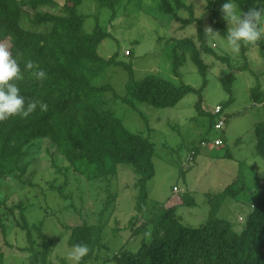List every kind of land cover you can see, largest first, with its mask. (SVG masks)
Here are the masks:
<instances>
[{"label": "trees", "instance_id": "obj_1", "mask_svg": "<svg viewBox=\"0 0 264 264\" xmlns=\"http://www.w3.org/2000/svg\"><path fill=\"white\" fill-rule=\"evenodd\" d=\"M72 1L75 0H67L60 5L55 0H0V43H10L9 50L21 65L23 79L17 82L21 94L26 103L40 100L48 105L45 111L38 106L27 117L15 116L0 121V192L2 180L13 178L20 184L28 182L24 178L28 170L25 162L28 149L35 141L47 139L57 147L69 167L88 182L110 184L117 176V167L128 166L136 176L134 188L138 191L137 215L129 224L131 229L137 228L136 221L146 217L149 207L148 182L155 175L153 159L156 147L150 136L129 130L125 119L117 115L110 103L121 101L137 109L135 104L139 102L166 109L176 107L186 94L196 93L199 94L197 107L203 111V96L192 86H177L157 75L136 80L132 63L118 61L117 53L109 59L101 57L99 47L106 39L112 38V34L98 24L92 32L86 31L85 24L90 17L77 10L82 0H77L78 3ZM122 1L98 0V3L115 15ZM159 2L158 10L170 21L181 22L183 28L198 24L197 40L193 37L179 39L173 45L172 65L176 76H179L180 67L187 58L205 78L210 66L203 60L204 55L229 63L228 57L219 55L208 44L203 22L195 18L192 5L183 0ZM224 2L207 0L206 5L210 27L222 37L228 28L220 13ZM236 3L242 11H247L259 0H236ZM55 9L59 13L51 11ZM184 11L187 17L183 16ZM261 42L264 52V40ZM247 46L242 44V50L245 51ZM128 52L129 56H133L132 51ZM29 61L34 68L24 70ZM115 67L124 68L129 75L125 96L119 95L107 80L109 72ZM37 69L47 74L42 82L30 74ZM235 75L230 72L221 77L222 86L230 95L226 106L235 100ZM251 97L254 104H264L260 84L251 90ZM222 108L224 110V106ZM216 123L212 120L211 126ZM255 137L256 154L264 160V122L256 125ZM209 141L205 137L199 144L201 148L190 152L188 161H194L196 153L202 149V142ZM226 157H230L229 153ZM240 175L234 183L212 195L209 216L200 226H185L178 216V209L191 205L193 198L171 197L159 209V214L145 218L146 221L134 233L135 239L143 236L138 239L137 250L127 249L126 244L105 261L114 264H264V179L256 176L247 180L242 173ZM229 200L247 202L251 208L241 230L236 229L232 219L220 214ZM6 203V199L0 200V204ZM7 209L12 216L16 210L20 211L21 219L15 218L16 226L26 233L29 243V247L22 251L32 253L35 264L40 260L42 264H48L49 251L60 238L48 237L43 232V221L38 225H29L26 217L28 208L24 203L7 206ZM0 226L7 237L2 221ZM66 228L71 231V247L76 244L89 247L88 255L80 264L100 260L101 250L106 247L101 224L84 223ZM35 230L42 243L39 251L36 250L38 240L33 233ZM0 264H5L1 251Z\"/></svg>", "mask_w": 264, "mask_h": 264}, {"label": "rangeland", "instance_id": "obj_2", "mask_svg": "<svg viewBox=\"0 0 264 264\" xmlns=\"http://www.w3.org/2000/svg\"><path fill=\"white\" fill-rule=\"evenodd\" d=\"M55 1L64 5L67 0ZM183 1L193 6L195 18L203 22L206 31L210 27L207 0ZM159 4V0H123L113 15L102 8L98 0H82L77 10L90 17L85 24L86 31L92 32L98 24L112 34L113 37L99 47V54L104 59L117 53L118 61L132 63L136 80L157 75L177 86L185 84L201 92L203 111L197 107L199 94L196 93L186 94L176 107L166 109L139 102L135 104L137 109L121 101L110 103L117 115L125 119L129 130L144 133L155 143V175L148 182L149 207L145 218L159 214V209L171 197L189 200L190 196L193 203L181 206L178 216L181 224L195 228L208 218L212 195L234 183L241 173L247 180L256 176L264 179V160L256 154L255 137L256 125L264 122V104H254L251 97V90L258 84L264 92V52L262 40L248 44L243 51L242 45L238 50L229 47L221 35L207 34L208 44L219 55L228 57L229 63L204 55L203 60L210 66L205 78L187 58L176 76L172 65L173 45L179 39L193 37L197 40L198 24L183 28L181 22L170 21L162 14L158 10ZM55 10L51 11L59 13ZM183 16L187 17V12L184 11ZM0 44L8 49L11 47L7 41ZM127 51H132L133 56ZM230 72L236 73L235 100L226 106L230 95L224 90L221 77ZM128 78L124 68L115 67L107 80L119 95L125 96ZM219 105L224 106V110L214 116ZM219 119H225L226 124L223 130L216 131L211 124L212 120L217 122ZM205 137L210 140L209 146L199 150L194 161H188L190 152L201 148L199 144ZM218 138H222L225 145L216 147L214 140ZM227 153L230 157H226ZM25 162L28 170L24 178L28 182L20 184L13 178L1 181L0 200H7L6 205L0 204V221L6 227L7 236L0 226V251L4 253L5 264H35L32 253L22 251L29 243L26 233L16 226L15 218L21 219L20 211L16 210L12 216L7 209L20 202L28 208L29 225L43 221V232L50 238H60L49 251L48 264H75L69 256L73 247L69 245L71 231L66 227L84 223L103 226L106 246L101 250L100 260L85 264H114L105 259L111 258L126 244L127 249L137 250L142 235L135 239L134 233L146 219L139 218L137 228H130L131 219L137 215L138 191L134 188L136 176L128 166L119 165L117 176L110 184L88 182L69 167L57 147L47 139L34 142ZM175 187L178 192H174ZM249 211L247 202L229 200L220 214L232 219L236 229L241 230ZM33 233L38 240L37 231ZM41 249L42 243L38 240L36 250ZM37 263L42 264L41 260Z\"/></svg>", "mask_w": 264, "mask_h": 264}, {"label": "clouds", "instance_id": "obj_3", "mask_svg": "<svg viewBox=\"0 0 264 264\" xmlns=\"http://www.w3.org/2000/svg\"><path fill=\"white\" fill-rule=\"evenodd\" d=\"M220 13L228 25L223 39L232 49L238 50L242 44L254 45L264 40V0H259L258 4L248 8L247 11H242L236 0H225L221 5ZM207 34L220 35L211 27L206 29V36ZM33 68L34 64L31 61L24 66V70ZM30 74L41 82L47 77L46 72L41 69L32 71ZM22 79L23 70L18 58L13 56L6 46L0 44V121L15 116L27 117L38 106L41 111L47 110L48 105L40 100L26 103L17 83ZM88 253L89 247L86 244H76L69 256L75 264H80Z\"/></svg>", "mask_w": 264, "mask_h": 264}, {"label": "built area", "instance_id": "obj_4", "mask_svg": "<svg viewBox=\"0 0 264 264\" xmlns=\"http://www.w3.org/2000/svg\"><path fill=\"white\" fill-rule=\"evenodd\" d=\"M127 54L129 55V52H128V51H127ZM222 112H223V108H222V106L219 105V106H217V107L215 108V111L213 112V115H215V116H216V115H220ZM225 124H226L225 119H219V120L217 121V123L215 124L214 129H215L216 131L223 130ZM201 145H202V147H204V148H207V147L209 146V144L206 143V142H202ZM214 145H215L216 147L223 146V145H224V141H223V139H222V138L215 139V140H214ZM174 192H178V189H177L176 187L174 188Z\"/></svg>", "mask_w": 264, "mask_h": 264}, {"label": "crops", "instance_id": "obj_5", "mask_svg": "<svg viewBox=\"0 0 264 264\" xmlns=\"http://www.w3.org/2000/svg\"><path fill=\"white\" fill-rule=\"evenodd\" d=\"M174 190V189H173Z\"/></svg>", "mask_w": 264, "mask_h": 264}]
</instances>
